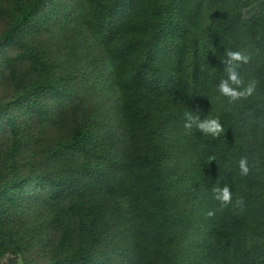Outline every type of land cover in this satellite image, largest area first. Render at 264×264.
<instances>
[{
	"label": "trees",
	"instance_id": "obj_1",
	"mask_svg": "<svg viewBox=\"0 0 264 264\" xmlns=\"http://www.w3.org/2000/svg\"><path fill=\"white\" fill-rule=\"evenodd\" d=\"M227 49L247 99L219 93ZM5 260L264 264V0H0Z\"/></svg>",
	"mask_w": 264,
	"mask_h": 264
},
{
	"label": "clouds",
	"instance_id": "obj_2",
	"mask_svg": "<svg viewBox=\"0 0 264 264\" xmlns=\"http://www.w3.org/2000/svg\"><path fill=\"white\" fill-rule=\"evenodd\" d=\"M225 65L224 71L227 73V79L220 81L218 85L219 93L227 97L229 102H235L240 99H247L252 96L257 87V81H251L245 85L243 78L238 71L241 64H247L250 61V56L245 55L240 51H233L227 49L224 58L221 59ZM198 112V110H197ZM184 128L191 130L196 127L201 133L217 137L224 131L223 126L218 119L205 118L201 119L199 115L192 112L184 114ZM214 157H210V161H214ZM239 167L243 175H247L249 168L247 166V158H242L239 161ZM212 198L219 202V208L210 210L207 215L213 217L217 211H222L225 207L232 203V193L230 188L225 185L224 187L213 186ZM242 200L237 199L236 206L242 205Z\"/></svg>",
	"mask_w": 264,
	"mask_h": 264
},
{
	"label": "rangeland",
	"instance_id": "obj_3",
	"mask_svg": "<svg viewBox=\"0 0 264 264\" xmlns=\"http://www.w3.org/2000/svg\"><path fill=\"white\" fill-rule=\"evenodd\" d=\"M3 264H9V262H8L7 260H5V261L3 262ZM20 264H22V263H20Z\"/></svg>",
	"mask_w": 264,
	"mask_h": 264
}]
</instances>
